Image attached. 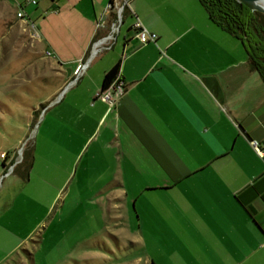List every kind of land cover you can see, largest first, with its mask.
<instances>
[{"label":"crops","instance_id":"1","mask_svg":"<svg viewBox=\"0 0 264 264\" xmlns=\"http://www.w3.org/2000/svg\"><path fill=\"white\" fill-rule=\"evenodd\" d=\"M1 1L22 8L46 56L64 69L74 64L72 71L115 21L110 0ZM135 17L155 42L139 43ZM116 64L126 92L109 108L97 94ZM67 80L13 170L22 177L19 193L10 195L7 176L0 179V264L37 232L61 189L30 226L24 191L38 144L48 143L59 158L84 160L81 175L93 176L90 190L116 212L110 219L122 220L129 200L138 202L143 223L141 216L134 236L155 237V264H264V148L260 157L248 143L264 138V82L199 0H128L111 47L63 90Z\"/></svg>","mask_w":264,"mask_h":264},{"label":"rangeland","instance_id":"2","mask_svg":"<svg viewBox=\"0 0 264 264\" xmlns=\"http://www.w3.org/2000/svg\"><path fill=\"white\" fill-rule=\"evenodd\" d=\"M16 13L0 0V150L12 152L9 156L13 157L10 164L15 162L14 169L37 134L39 116L57 95L56 89L66 74L64 68L46 56L30 24L19 20ZM73 66L68 64L65 68ZM54 146L38 144L35 164L30 166L32 181L24 191L28 194L26 217L30 226L44 212L42 204H49L61 189L36 227L37 232L8 254L4 264H155V237L134 236L142 216L138 202L129 200L122 220L110 219L109 214L116 216V212L108 213L103 194L90 190L93 176L81 175L84 160L80 156L76 160L59 158ZM117 177L113 175L111 183ZM22 183L21 175L13 172L4 180L12 196L19 193ZM2 195L0 213L5 205ZM140 220L143 223V216ZM120 221L123 224L116 227ZM0 223H4V218L0 217ZM5 243L8 245L10 239Z\"/></svg>","mask_w":264,"mask_h":264},{"label":"trees","instance_id":"3","mask_svg":"<svg viewBox=\"0 0 264 264\" xmlns=\"http://www.w3.org/2000/svg\"><path fill=\"white\" fill-rule=\"evenodd\" d=\"M199 2L212 23L241 42L246 52L249 69L256 71L264 82V13L250 10L237 0H199ZM125 9L126 6L123 16ZM118 68L116 64L105 73L102 88L115 78ZM45 106L46 104L41 105L42 108ZM25 158L26 150L23 152L22 161ZM5 160L6 158L2 161L4 166Z\"/></svg>","mask_w":264,"mask_h":264},{"label":"built area","instance_id":"4","mask_svg":"<svg viewBox=\"0 0 264 264\" xmlns=\"http://www.w3.org/2000/svg\"><path fill=\"white\" fill-rule=\"evenodd\" d=\"M30 3H36L35 0H30ZM128 0H110L107 5V10L114 9L115 10V21L110 24L109 32L105 35L95 39L89 48V52L85 58L81 59L76 66V68L72 71L71 76L68 78L65 83L63 90L73 86L76 84L77 80L81 77V75L85 72L91 61L95 58V56L101 52L102 50L108 49L111 47L114 35L118 31L119 25L122 22L124 7L127 6ZM17 17L20 19H25V14L20 8V10L16 13ZM102 24L97 23V28H99ZM32 26V25H31ZM133 29L135 31V37L139 41L140 44H146L148 42H155L157 39V35L154 32L149 31L143 23L140 21L138 17H135L133 23ZM33 35L38 38V34L36 31H33ZM47 56H50V52H46ZM126 92V84L124 80L120 77L119 69L116 73L115 78L104 88H101L99 93L97 94V98L106 102L109 108H116L118 103L120 102L122 96ZM54 101V100H53ZM248 143L251 148L259 155L263 156V148H264V138L262 140H257L253 138H248ZM0 157L7 161L5 165V171L0 176L2 179L4 176L9 175L14 170V163L12 161L13 157L8 156L7 152H0Z\"/></svg>","mask_w":264,"mask_h":264},{"label":"water","instance_id":"5","mask_svg":"<svg viewBox=\"0 0 264 264\" xmlns=\"http://www.w3.org/2000/svg\"><path fill=\"white\" fill-rule=\"evenodd\" d=\"M237 1L245 5L250 10L264 13V0H237ZM65 71H66L65 74L66 78H69L71 76L72 69L68 67L65 68Z\"/></svg>","mask_w":264,"mask_h":264}]
</instances>
